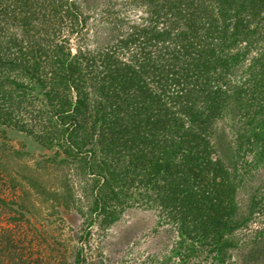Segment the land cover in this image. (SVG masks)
Listing matches in <instances>:
<instances>
[{
  "label": "trees",
  "instance_id": "obj_1",
  "mask_svg": "<svg viewBox=\"0 0 264 264\" xmlns=\"http://www.w3.org/2000/svg\"><path fill=\"white\" fill-rule=\"evenodd\" d=\"M4 127L79 178L48 187L31 163V176L12 175ZM257 168L264 0H0L3 182L108 225L130 207L158 208L177 234L159 264H236L245 243L234 234L259 213L252 204L240 217L237 191Z\"/></svg>",
  "mask_w": 264,
  "mask_h": 264
},
{
  "label": "rangeland",
  "instance_id": "obj_2",
  "mask_svg": "<svg viewBox=\"0 0 264 264\" xmlns=\"http://www.w3.org/2000/svg\"><path fill=\"white\" fill-rule=\"evenodd\" d=\"M2 129L6 132L5 142L14 154L8 161L12 175H18L20 169L24 175L31 176L26 164L31 163L33 169H39L33 170V174L38 175L35 179L48 187L63 183L65 173H69L72 182L79 178L73 171V164L60 169L51 162L45 163V157L54 152L27 133L12 127ZM6 180L3 182L0 178V195L17 200L15 197H20L21 190L15 187L11 177ZM263 184L264 169L257 168L246 176L245 183L237 191L239 216L247 215L252 204L258 205L256 211L259 213L251 228L240 229L234 234L235 239H241L239 242L245 245L232 250L233 263L264 264V234L254 239L251 233L264 229ZM26 194L30 195L23 192V200L9 201L12 203L6 206L0 204V264H75L77 251L82 246L88 258L82 262L84 264H159L177 235L175 230H170L171 226L161 222L162 213L158 208L130 207L108 225L101 218L91 222V216L79 212L73 207V201L49 200L47 194H36V197ZM66 204H70V208ZM86 209L84 206V211ZM88 230L91 236L83 238ZM11 245L17 249L13 250Z\"/></svg>",
  "mask_w": 264,
  "mask_h": 264
}]
</instances>
